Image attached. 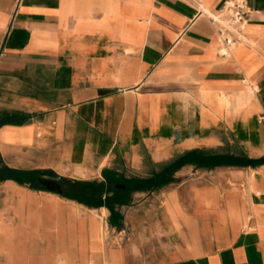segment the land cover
I'll return each mask as SVG.
<instances>
[{
	"label": "crops",
	"instance_id": "1",
	"mask_svg": "<svg viewBox=\"0 0 264 264\" xmlns=\"http://www.w3.org/2000/svg\"><path fill=\"white\" fill-rule=\"evenodd\" d=\"M226 1L0 0V264H264V0L230 52Z\"/></svg>",
	"mask_w": 264,
	"mask_h": 264
},
{
	"label": "trees",
	"instance_id": "2",
	"mask_svg": "<svg viewBox=\"0 0 264 264\" xmlns=\"http://www.w3.org/2000/svg\"><path fill=\"white\" fill-rule=\"evenodd\" d=\"M170 172V170H168ZM168 171H165L167 173ZM168 172V173H169ZM166 175V174H164ZM161 178H149L140 179L136 178L133 180H122L121 184H89L80 181H73L72 184H66V179H59L53 186L46 185L45 190L55 191L65 197L73 198L78 201L87 203L92 206H96L100 203L102 194L104 191H113V196H122L123 200L130 201L131 195L135 191H146L155 190L160 188L163 182L160 181Z\"/></svg>",
	"mask_w": 264,
	"mask_h": 264
},
{
	"label": "built area",
	"instance_id": "3",
	"mask_svg": "<svg viewBox=\"0 0 264 264\" xmlns=\"http://www.w3.org/2000/svg\"><path fill=\"white\" fill-rule=\"evenodd\" d=\"M248 14L247 0H228L212 17L226 52H230L238 42Z\"/></svg>",
	"mask_w": 264,
	"mask_h": 264
},
{
	"label": "rangeland",
	"instance_id": "4",
	"mask_svg": "<svg viewBox=\"0 0 264 264\" xmlns=\"http://www.w3.org/2000/svg\"><path fill=\"white\" fill-rule=\"evenodd\" d=\"M234 151H235V152H236V151L238 152V147L235 146V147H234Z\"/></svg>",
	"mask_w": 264,
	"mask_h": 264
}]
</instances>
